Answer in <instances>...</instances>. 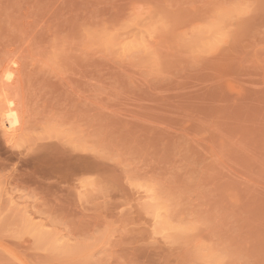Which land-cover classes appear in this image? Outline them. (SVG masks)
<instances>
[{
    "label": "rangeland",
    "instance_id": "374dc122",
    "mask_svg": "<svg viewBox=\"0 0 264 264\" xmlns=\"http://www.w3.org/2000/svg\"><path fill=\"white\" fill-rule=\"evenodd\" d=\"M4 66L0 264H264V0H0Z\"/></svg>",
    "mask_w": 264,
    "mask_h": 264
},
{
    "label": "bare ground",
    "instance_id": "6f19581e",
    "mask_svg": "<svg viewBox=\"0 0 264 264\" xmlns=\"http://www.w3.org/2000/svg\"><path fill=\"white\" fill-rule=\"evenodd\" d=\"M13 60V59H12ZM14 61V60H13ZM12 62L9 59V63ZM13 63H16L15 61ZM12 67L14 65L10 64ZM7 66V64H6ZM9 66V64H8ZM11 66L9 68H6L3 70V74L1 75V79H0V85L2 87H7L10 83H12V81L14 80V71L16 72L15 69H11ZM13 70V71H12ZM1 72V71H0ZM16 76V75H15ZM6 95V94H5ZM2 96V95H1ZM4 97V95H3ZM5 97H10L5 96ZM2 98V97H1ZM13 98V97H12ZM12 98H7L6 100H4V102H2V106L3 107L0 110V130L3 133V136L5 137V139L7 141H11L15 138L17 132L20 130L21 126H22V117L21 113L19 112L20 109L18 110L17 104H15V100ZM4 99V98H3ZM4 105V106H3Z\"/></svg>",
    "mask_w": 264,
    "mask_h": 264
}]
</instances>
